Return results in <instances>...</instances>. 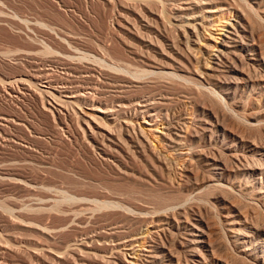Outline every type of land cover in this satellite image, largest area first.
<instances>
[{
    "label": "bare ground",
    "instance_id": "obj_1",
    "mask_svg": "<svg viewBox=\"0 0 264 264\" xmlns=\"http://www.w3.org/2000/svg\"><path fill=\"white\" fill-rule=\"evenodd\" d=\"M173 1L177 3L171 8V18L169 17V14L167 17H169V20L171 19L169 24H171L173 31L175 32H173L175 34H173V37L175 38H172L169 33V35H166L167 31L165 29L164 31L166 34L163 33L164 31L162 32V30H160L165 22L159 14L156 6L164 4V0H121L123 4H121V6L124 9V13L119 15L120 20L118 24L121 33L127 36V39L129 38L132 40L126 41V39H124L123 42L126 41L124 44L128 52L131 54L132 59L131 61L129 59L130 62L128 61L129 65H127V69H130L129 66L131 67L132 65V68L135 69L133 71L131 68L132 73H135L131 77L126 75H120L121 77L116 76L118 77L116 79L111 75V78H113L114 81L113 83L111 82L112 84L110 83L111 86L109 88L113 89H110V91L114 92L112 94L115 95L113 102L110 104L107 103V101L103 102L96 97L99 92L97 89L99 84L98 80L101 78L99 77L97 80V77L100 75L99 69L104 68L102 66L105 65L106 61H104L103 65L100 64L103 62V59H101L100 56L104 58L102 56L104 53L94 52L95 55L92 57L88 53L89 50L85 49V45H83L84 47H82V45L80 46V43L76 40L77 38H70L68 33L67 35L69 37L63 38L61 36L66 47L64 46L65 49L59 53H57L58 50L56 51V49H54L55 51L51 50V47L49 46H46V48L43 47L44 50L42 52L36 51L31 53L29 51L31 56L39 54L48 55L43 57L46 66H48H45L44 71L47 72H49L51 66L55 65L54 63H56V61L54 60L59 59L63 63L60 65V69L63 72L62 74L66 76L63 75L65 78L51 79L50 77L53 75V72L49 77L35 72L33 74L31 73L30 76L25 73H15L16 75L14 76H4V79H1V81L3 80L1 85L3 84V88L6 89L7 94L14 95V97L15 95H23L26 93L27 95H30L28 94L29 92H35L39 96L37 97L40 98V104L43 106L42 109L53 117H69L72 114H75L73 124L76 123L77 127H80V123L82 122L87 126L85 130L80 127L85 137L87 136L88 138L93 139L94 149L96 148L100 158L107 163L109 161L113 164V169L117 170V172H115L123 178H132L133 180V178L137 176L133 171L134 169H131L124 162L125 157L129 158L132 156L131 152H133L134 155L135 151L139 156L144 157V161H146L147 156L150 153L159 160H157L158 162H163L166 165L172 157L170 156L171 154L165 152L166 150L174 152L186 149L184 154L186 153L188 161L190 164H193L196 169L195 171H189L190 173L188 176L194 183L190 186V189L187 188V196L179 200L171 199L173 203H167L170 199L166 201L167 199L164 200V197L161 198L155 193L151 197V200L154 202L151 203L147 202V199H145L148 194L138 191L135 192L133 190H131L133 192L130 191L131 193L120 192L119 190L117 192L116 188H114L115 190L112 189V186L110 188L107 183L103 185L106 189L108 188L110 193L112 192L116 195L112 193L107 195H87V193L75 194L74 190V194H69L70 192L68 193L62 190L56 191L62 199L61 201L56 199L57 201L53 200L52 203L50 202L51 208H59L61 207V203L70 204L68 209L64 208L66 212L63 214L66 217L64 221L62 220V223L57 227H52L51 225L48 226L39 222H32L34 220L29 221L30 218L27 221L20 218V220H15L14 218L16 216H13L14 218H11V220H9L10 218L6 219L9 221H7L5 225H0V238H3L2 241L0 239V264H10L7 256L21 251L27 253L26 255H29L31 258L34 257L41 264H207V259L209 257L207 256V253L208 255L210 254L213 256V254H216V251L219 252L226 248V244L218 241H211L209 239V229L211 224H214L209 223V220L213 217L212 215H214V218H217L220 223L222 221L219 218L220 214L218 208L211 207L209 200V203L206 201L203 202L205 199L203 200L200 196L206 189L208 190V188L211 187L228 188L225 183H222L225 177L229 174V167L226 168L227 165L225 166L226 158L222 153L224 152L222 149L228 151L233 150L237 141L232 146L222 147L224 144L223 138H225L227 134L226 128H224L223 124L225 118L228 117V113L226 111L227 106L225 107V102L223 101L224 99L221 97L220 92L232 100L239 91L244 93L250 85H253V73L260 76V74L264 72V53H261L263 51L259 52V45V48L254 46L258 39L257 36L264 32V25L262 24V22L264 23V0H244L249 10L254 12L256 19L254 16L248 15L247 12L241 11V8H238L239 6L236 7V5H238L236 0ZM216 3H219L218 6H215L217 10L215 8H207L209 7L207 4L213 5ZM223 10L229 13L235 11L237 14L236 23L230 24L229 27H227L226 33L220 41L215 38V40L212 39L213 42H215L214 44L205 42L208 30V18H210L209 15H212L211 13H215V11L222 13ZM135 22L142 26V30L137 23L139 29L135 28ZM158 23H162V25L160 24L161 26H159L160 29L157 27L159 25ZM202 41L205 43L202 44ZM33 50L35 49L33 48ZM91 54H93V52ZM106 54L107 53H105V55ZM86 57H92V60L88 58L87 63H85L87 60ZM80 58H85L83 61L84 63H79L82 62L80 61ZM89 61L93 62L89 64ZM94 62L98 63L97 65L99 69ZM99 64L102 65L101 68ZM107 67L114 69L112 65H108L105 67V71L107 70ZM245 68H251L254 72L246 73ZM108 69L111 72L110 68ZM127 69L124 71H127ZM30 71L31 68L29 72ZM103 71L104 69L101 70V72ZM112 71L115 73L114 70ZM24 72L27 73V71ZM105 73L109 72L107 71ZM59 74L60 73H58V75ZM111 78L108 79V81L111 80ZM147 78H159L162 80L172 79L179 81L181 87L178 86L180 87V95H182L180 97L184 98L185 103L188 104H186V107L194 110L189 111L190 109L188 110V108L181 105L183 108L180 109L178 114L176 113V117H174V114V119L170 120L167 111L169 104L174 98L167 93H163L164 90L159 92L157 89L158 92H154L155 89H152V92L148 90L147 92L145 91V93L138 91L143 88L145 84L144 80ZM102 81L104 83L105 80ZM109 82L108 85H110ZM108 85L106 84L105 87ZM34 86H39L37 87L39 90H34ZM142 90L143 89L140 91ZM208 96L216 97L220 107L216 109H208ZM194 100L196 102H194ZM140 117L144 120L146 125L154 124L161 126L160 131L155 130L159 135L154 134V130L146 129V127L143 126L142 128L137 129L134 121L138 120ZM15 120L7 115H0V130L2 131L7 124H11ZM244 122H246L245 125L255 127V123H249L248 120ZM14 123L16 124V121ZM116 128H119L118 131L120 130V133L116 132ZM150 136L154 138L153 140L157 142V145L151 144L152 142L150 143V140L152 139ZM207 138L211 139L215 146L216 144H220V149L216 150V147V149L207 152ZM242 142L243 140L241 139L238 141V144H242ZM250 147L251 145L249 148ZM250 151L252 152L253 150ZM260 152L263 153L260 155L264 156V149H260ZM180 153L181 152H179V154ZM231 153L229 156L233 157ZM184 154H181L182 157ZM252 159L255 161L254 158ZM245 161L248 163V159ZM151 163L152 162L150 161V164ZM247 163H245L247 166L242 165L241 171L249 174L253 179L251 181L252 185L246 186L243 190L247 192L250 188V191L247 193L253 196V201H262L264 203V186L262 185L264 164L263 162L262 164L260 163L261 165L258 164L259 166H254L253 164V167H251L248 166ZM0 166L3 167V165ZM18 175H14V173L11 174L10 172L7 173L6 171L2 172L0 170V179H4V181H8V183L23 185L30 191L36 189L35 182H32L29 179V181H27L24 177ZM134 180L137 179L134 178ZM139 181H137V183ZM148 182L151 183L150 181ZM164 189H166V186ZM144 191H147V189ZM87 192H91V190ZM48 196L49 195H44L43 199L46 201ZM241 196L244 197L245 194H242ZM143 199H145V201ZM219 200L223 203L226 202L225 195L223 194ZM49 201H51V199H49ZM137 201H140L139 203L144 202V205L137 203ZM194 202L199 203L203 210L198 209V206L197 210L189 209L188 206ZM262 205L264 206V204ZM5 206L2 207L4 209L3 212L11 215L13 207L9 208V206ZM238 208H236L233 213H235V216H242L243 214H241V211ZM95 213H99L106 217L103 218L102 223L96 225V227L94 225L95 228L87 230L88 227L86 228V225L83 226V224L87 218L93 217ZM208 216L212 217L209 219ZM99 217V219L102 218L100 215ZM247 218H245L246 222ZM93 219L89 220L92 221ZM237 223L239 222L236 220L227 222L226 225H228L227 227H229L233 236L225 237H227L228 242L231 243V247L235 250H239L238 257L248 259L264 247V239L256 241L252 240V234H248L245 229L241 230L234 228V225ZM70 225L79 227L76 236L68 239L63 245L61 244L62 246L59 248L52 247L51 244L54 243H51L50 241H56L53 235V232H55L54 230L56 228L58 231L66 230ZM71 227L69 228L71 229ZM223 229L224 227L221 230L222 233L219 232L221 236H224L223 231H225V229ZM16 230L23 231V233L32 232L34 234L28 235L27 237L32 236L31 238L34 239L35 237H38L42 238L44 241L42 242L40 239H37L30 244V241L33 239L25 236L21 237L19 236L20 234L17 235L18 231L16 232ZM58 231L56 233L61 232ZM231 258L235 261L232 256L229 259ZM260 260L261 263L264 264V254L260 257ZM219 261L223 262L224 260ZM230 261L234 264V261ZM239 263L240 262H238V264ZM241 263L244 264L242 261Z\"/></svg>",
    "mask_w": 264,
    "mask_h": 264
},
{
    "label": "rangeland",
    "instance_id": "obj_2",
    "mask_svg": "<svg viewBox=\"0 0 264 264\" xmlns=\"http://www.w3.org/2000/svg\"><path fill=\"white\" fill-rule=\"evenodd\" d=\"M120 2L121 0L119 1L118 0H111V1L110 0H107V1L105 0H0V115H7L11 117V119L13 120L16 119L15 120L16 124L20 122L19 124L21 125V126L19 124L16 125L14 123L15 121H13L11 124H7L3 128L2 131L0 130V165H3V167L0 166V170L2 172L4 171H6L7 173L10 172L11 174L14 173V175L19 174L18 176L24 177L25 180L27 181L30 180L36 183V189H34L35 191L34 190L30 191L27 187L23 185H18V184L16 185L10 182L8 183V181H4V179H0V225L2 224L5 225L7 221L11 220V218H14L16 216L14 218L15 220L22 219V220L27 221L30 218L29 221L34 220L32 222H39L41 224H45L48 226L51 225L52 227H57L58 225L62 223V220L64 221V219L66 218L65 215H63L66 213L65 209H68L70 207L69 203L68 204L61 203L60 205L61 207L51 208L50 204L52 203L53 200L58 199L59 201H61L62 199V197L58 195V192H56L59 190H62L64 192L66 191L68 193L70 192L69 194H74L75 192V194L77 193L86 194L87 193V195L89 194L90 195L91 194L107 195L110 193V191L108 190V188L106 189V187L103 185L107 183L110 186V188L111 186H112V189L116 188L117 192L118 190L120 192H125V193L126 192L131 193L133 191L135 192L138 191V192H143L145 194H148V196H146L147 198L145 197V199H147V202H151V203L154 202L153 200H151L152 199L151 197L153 194L157 193L161 198L164 197L163 198L164 200L167 199L166 201L170 199L167 203H171L172 202L171 199L179 200V199L186 197L188 194L187 192L188 189H190V186L194 183L192 182V179L188 175L190 173L189 172L190 170L195 171L196 169H195V166L193 164H190V162L188 161L187 159L188 156L186 155V153L184 154V152H186V149H183L182 151H174V152L166 150L165 152L166 153L168 152V154H171L170 156H172L166 165L163 162L162 163L158 162L159 160L153 155H151L149 152H148L149 159L147 156V159L149 161L146 159L147 162L144 161L145 160L144 157L139 156L135 151H134V155H133V152H131L132 158L125 157L124 162L131 169H134L133 171L137 175L136 176L137 178L136 177L134 178L137 180H134L133 178L134 180L133 181L132 178L129 179V178H125V177L123 178L119 176L116 173L117 170L113 169V164H111L109 161L107 163L106 161H103L100 158L98 151L96 150V148L94 149L93 139L88 138L87 136L85 137V135L83 134L82 129L84 128L85 130L87 126L81 122L80 123L81 124L80 127L82 128L81 129L80 127H77L76 123L73 124L74 123L73 118H75L74 116L75 114L73 115L71 112L73 116L72 115L69 117L61 116V118L53 117L51 114H49L48 112L42 109L43 106L42 104H40L41 103L40 98H38L39 96L35 92L33 91L29 92L28 94L30 95H27L26 93L23 95H15L14 97V95L7 94L6 89L3 88V84L1 85V82L3 81V80L1 81V79H4L3 78L4 76H14L18 73H25L30 76L31 73L33 74L35 72L39 74H44L48 77L53 74L50 77L51 79H58V78L60 79L62 77L65 78L66 76L62 74L63 72L60 69L61 68L60 65H62L63 63L59 59L54 60L56 61V63H54L55 65L51 66L49 68V72H47V71H44L46 63L43 60L44 59L43 57H46L48 55L42 54L44 55L42 56L41 54H39L36 56L35 55L31 56L30 52L31 53L32 52L34 53L36 51L42 52L44 50L43 47L46 48V46H49L51 47V50L56 49V51L58 50L57 53H59L63 51L66 47V44L63 42V38L70 36V38H75V39L77 38L76 40L80 43V46L82 45V47H84L83 45H85L86 47L85 49L89 50L88 53L92 57L93 55H95L94 52L95 53L102 52V54L104 53L102 55L104 58L100 56V58L103 59L102 60L103 62L100 64L103 65L104 61L106 60L107 63L105 61V65L108 64L114 67V69L111 67H107V70L105 71L106 69L105 67L108 65L102 66L99 64L100 68L102 66L104 67L103 69L105 72L107 71L109 72V73H105L104 71L101 72V70L103 69L102 68L99 69L97 65L98 63L94 62L96 64V67H98V69L100 70V75L97 77V80L99 79V77H101L100 80H98L99 84L97 86V89L99 90V92L97 90L98 95L96 94L97 95L96 97H98L97 99H100L103 102L107 101V103L109 104L113 102L115 94H112L114 92L110 91V89L111 90L113 89L109 87L113 83L114 79L118 78L120 75L121 76L126 75V76L131 77L135 73V72L132 73V70H131L132 65L131 67L129 66L130 69H127V65H129V62L132 59H131V54L128 52L124 43L126 41H132V40H130L129 38L128 40L127 36H125L120 31V27L118 24L120 20L119 15L121 13L122 14L124 13V9L121 6L122 2L121 3ZM176 3L177 2L173 0H166V1L164 0V4H161L160 6H156V8H158L157 10L159 14L162 16L163 21L165 23L167 22L166 24L163 23L164 25L160 23L163 27V28L161 27V29L159 27L161 26L159 23H158L159 25L158 26L156 25V26L159 27V29L162 30V32L165 29L167 31V34L165 31L163 33H165L166 35L170 34L172 38H175L173 37L175 35L174 34L175 32L173 31L171 24H169L171 22L170 21L171 19L169 20V17L171 16V13H170L171 8L175 6ZM236 3L238 4L236 5V7L239 6L238 8H241L240 9L241 11L247 12L248 15H252L256 19L254 12L249 10L244 0H236ZM218 5L219 3L213 4V5L207 4V6H209L207 8L214 9L215 6H218ZM168 14H169V17H167ZM211 14L212 15H209L210 18H208L209 19L207 23L208 30L206 33L205 42L214 44L215 42H213V40H215V38H217V40L220 41L221 38L226 33L227 27H229L230 24L236 23L237 14L235 11H233V13H229L225 10H223L222 13L215 11V13L212 12ZM9 18H12V19H9ZM136 23L137 22H135V24ZM137 24L140 25L139 23ZM137 24L135 28L139 29ZM262 24L264 25L263 22ZM154 26H155V23H154ZM141 27L142 26L140 25V29L142 30ZM67 33L69 36L67 35ZM257 38L258 39L256 40L254 46L257 48L260 47L259 52L263 51L261 53H264V32L260 33L257 36ZM124 39H126V41L123 42ZM205 42H203L202 44H204ZM33 48L35 50H33ZM19 50L21 53L19 52ZM90 50L93 52V54H91L92 52ZM103 50L104 51L106 50V51L104 52ZM23 52L27 54L25 55ZM79 52H83V51H79ZM105 53L107 54L105 55ZM92 57L90 58L86 57L87 60L85 61V63H87L88 58L92 60ZM82 59L80 60L82 62H79V63H84L83 61L85 58H82ZM89 62H90L89 64H91L93 61H89ZM29 63L31 65L33 63V65L31 66ZM42 63H45V64H42ZM23 64H25L26 66ZM30 68L32 72L31 71L29 72ZM108 68H110L111 72L109 71ZM39 69L41 72L39 71ZM126 69L128 72L124 71ZM250 69L245 68L246 73L254 72L252 71V69L251 70ZM112 70L115 71L116 75ZM134 70L135 69H133V71ZM24 71H27V73ZM58 73L60 74L58 75ZM111 75L113 76L114 79L111 78ZM252 75L254 76L253 85H250L246 89V92L244 93L239 91V93L236 94L234 99L231 100L227 98L225 94L220 92L221 93L220 95L224 99L223 101L225 102L224 105L225 107L227 106L226 111L228 113V117L225 118L224 124H223L224 128H226L227 134H226V137L223 138L224 144L222 147L224 148V147L232 146L236 143V141L237 143L235 144L233 150L231 151L222 149L224 151L222 153L224 154V157L227 159V160L225 159L226 161L225 166L227 165L226 168L229 167V174L225 177V179L222 182V183H225V185H227L228 187L226 188L227 190L224 188L211 187V188H208V190L206 189L200 196L203 200L205 199L203 202L206 201L209 203L210 201L209 204L211 207L218 208V212L220 214L219 218L222 221L220 223L218 219L214 218V215L212 214H211L213 216V217L211 216L212 218L208 216L209 219L211 218L209 220L210 221L209 223L210 224L214 223V224H211V227L209 229L210 230L209 239L211 241H215V242L218 241L220 243L226 244V248H224L222 251H219V252L216 251V254H213V256L210 254L208 255L207 253V256H209L207 259V264H226L228 262H229L228 264H233L230 260L232 261L234 260L232 258L229 259L231 256L235 259L234 264L236 261H237L236 264H238V262H240L239 264H242L241 261L244 264H252V263L253 264H263L261 263L260 257L264 254V247L260 251H257L254 254V256L249 257L248 259L240 258L238 257L239 250H235L233 247H231V243H229L227 240V237H225V236H230V237L233 236V233L229 230V227H227L228 225H226L227 222L231 220H236L239 223L235 224L234 228L241 229V230L245 229L246 232H248V234H252L251 238L254 241L259 240V239L261 240L264 239V233H263L264 232V206L262 205L264 203L262 201L260 202L253 201L254 200L253 196L247 193L250 191V188L249 190H247V192L243 190L246 188V186L252 185L251 181L253 177L241 171L242 165H246L245 163H247L245 161L246 159H248V163H247L248 166H251V167H253V164L254 166H259L262 164V162L264 164V160H263L264 156L260 155L262 153L260 152V149L261 150L264 149V72L260 74V76L255 75V73H253ZM110 78L111 80H109L110 81L109 82L108 79ZM102 80H105L104 83L105 82L106 83L104 84ZM100 81H101V84H100ZM108 82L109 84L111 82L112 83L108 85ZM149 82H151L152 84ZM144 83H145L144 86L146 85L147 87L143 86V88L141 89H143L144 91L143 90L140 91L141 90L140 89L138 90L139 92L145 93V91L147 92L148 90L152 92V89L153 90L155 89L154 92H158V91L162 92L164 90L163 93H167L169 96L174 98V100H172L171 103L169 104L168 111H167V113H169L168 117L170 120L174 119L173 118L174 114H175L174 117L177 116L176 113L178 114L180 109H182L183 107L188 108L186 107L188 104L185 103L184 98L180 97L182 95H180V87H181L180 84L181 83H179V81L172 80V79L162 80L159 78H147L146 80H144ZM102 84H103V87H102ZM106 84L108 86L105 87ZM37 87L39 86H34L33 89L39 90V88ZM194 102L196 101L194 100ZM207 102H208V109H211V108L216 109L220 107V104L216 97L208 96ZM188 110L192 111L194 109L188 108ZM243 119L244 121L248 120L249 123H253V124L255 123L256 124V125L254 124L255 127L245 125L246 122H244ZM134 124H135V127H137V129L142 128V126L146 127V129H152L154 130L153 132L156 135L158 134L157 131L161 130L160 128L161 126L159 125H154V124L146 125V123L141 117L138 120H135ZM118 129L119 128H116L117 130L116 132L120 133V130L118 131ZM155 130L157 131L155 132ZM150 138L152 137L150 136ZM153 139L154 138L150 140V143L152 142L151 144L157 145V142ZM207 139H208L207 140V144H208L207 152L216 149V147H217L216 150L220 149L219 147L220 144H216L215 146V144L213 143V141H211V139L209 138ZM241 139L243 140L242 144H238V141H240ZM250 145L251 147L249 148ZM250 150H253V151L251 152ZM179 152L181 153L179 154ZM230 153L232 154L233 157L229 156ZM181 154H184L183 157ZM252 158H254L255 161ZM150 161L152 162L151 164H150ZM15 173H18V174H15ZM147 175H150V176H147ZM137 181L139 182L137 183ZM148 181H150L151 183H149ZM262 185L264 186V175L262 179ZM165 186H166V189H164ZM146 189L147 191H144ZM50 190L51 191L53 190V191L51 192ZM90 190L91 192H87ZM52 193H55L56 196L55 194H52ZM221 193L225 195L226 202L224 203L226 204H224L223 202L219 200V198H221V196L223 195ZM112 194L116 195L115 193H112ZM240 194L241 195L245 194V196L243 197ZM44 195L45 196L49 195L46 201L45 199H43ZM49 199H51V201H49ZM145 199L143 200L145 201ZM139 202L140 201H137V203ZM139 204L144 205V202L143 203L141 202ZM193 204H190L188 206L189 209L197 210V206H198V209L203 210L199 203L194 202ZM3 206L5 207L9 206V208L13 207L11 215L9 213L3 212L4 210L2 208ZM236 208L240 209L241 214H243L242 215L243 217L241 215L235 216V213L233 212L235 211ZM24 212H27V213H24ZM52 213H55V214H52ZM99 215L102 217L101 219H99L100 218ZM105 217L106 216H102L99 213H95L93 217L87 218L83 226L86 225L85 227L86 228L88 227L87 230H92V228H95L96 225L102 223L103 218ZM93 218L94 219L97 218V219L94 220ZM245 218H247V222L249 221L248 223L245 221ZM6 219H9V220H6ZM89 219L90 220L93 219V220L90 221ZM212 225H213V228H212ZM253 226L254 227L257 226L260 229H258L257 227L254 228ZM69 227H71V229ZM77 227L78 226L70 225L67 227L66 230H62V231L61 230L58 231V229L56 228L54 230L55 232H53L54 239H56V241L55 240L53 242L50 241L51 243H54V244H51L49 242L48 243L51 244V246L54 248L61 247L63 243L66 242L68 239L74 238L76 236V234L79 231L78 230L79 227L78 228ZM223 227L226 232L223 231L224 236H221L219 232L222 233L221 230ZM212 229H217L218 231L212 230ZM19 231L20 230H16L17 235L20 234L19 236L21 237L22 236L27 237L28 235L34 234L32 232L23 233V231H20L19 233ZM57 231L58 232L61 231V232L56 233ZM225 233H228V234H225ZM31 237L30 236L27 237V238L33 239L32 241H30V244L34 240H37V239H40V241L42 242L44 241L42 240V238L35 237L34 239ZM2 240L3 238L1 239V241ZM26 254L27 253L23 251L15 253V254L13 253L12 255L7 256L8 261L10 262V264H41L34 257L31 258L29 255H26ZM219 260H224V261L222 262Z\"/></svg>",
    "mask_w": 264,
    "mask_h": 264
}]
</instances>
